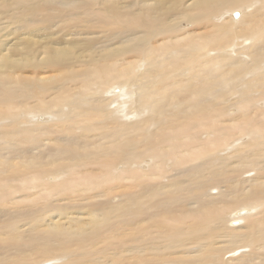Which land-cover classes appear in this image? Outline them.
<instances>
[{"label":"bare ground","instance_id":"1","mask_svg":"<svg viewBox=\"0 0 264 264\" xmlns=\"http://www.w3.org/2000/svg\"><path fill=\"white\" fill-rule=\"evenodd\" d=\"M2 2L0 264H264V0Z\"/></svg>","mask_w":264,"mask_h":264},{"label":"rangeland","instance_id":"2","mask_svg":"<svg viewBox=\"0 0 264 264\" xmlns=\"http://www.w3.org/2000/svg\"><path fill=\"white\" fill-rule=\"evenodd\" d=\"M2 1H8L9 3H12L11 2V0H0V17H2L1 19H0V28L2 27V25H4V26H6L7 24H8V26L10 25V27L12 28V30H14V32L15 31H17V32H15L14 33V37H16V35H18V30L20 29V28H22L20 25H22L21 23H24V22H26V21H22L21 23H15L14 21H12L11 20V15H8V12H10L11 13V11L13 12L14 11V9L12 8L14 5L13 4H15V3H12L11 4V6H10V8H12V9H10L9 8V11H6L8 8H5V9H3V12H2V8H4V6L2 5ZM14 2V1H13ZM6 12V13H5ZM229 13V12H228ZM236 14H234V16H236V18L238 19V17L241 15L240 13H242L241 12V10H237V12H235ZM9 20V21H8ZM7 21V22H6ZM10 21H12V22H10ZM30 21V23L32 24V25H34V26H37V25H41V23H39V22H36V21H34V20H29ZM3 26V27H4ZM13 26V27H12ZM19 26V27H18ZM2 27V28H3ZM41 27H42V25H41ZM19 28V29H18ZM3 31H5V30H3ZM92 35H90L89 37H91ZM83 39H85V37L86 36H84L83 35ZM241 36H239L238 38H240ZM250 39H248V37L246 36L245 37V39H246V41H244V37L242 38V39H240L241 41H240V43H239V45H241L239 48H242L243 46H249L250 45V43L251 42H253V39H251V37H249ZM15 39L16 38H14L13 40H12V36H11V42L10 43H13L14 41H15ZM249 41H248V40ZM17 40V39H16ZM59 41V40H58ZM17 45H20V44H18V42L16 43V44H14L13 46H11V49H13L14 47H16ZM238 45V46H239ZM240 56V55H239ZM245 56V55H244ZM239 58H241V56L239 57ZM244 58H246V59H248V60H245L246 62L247 61H249L250 60V63L248 62L246 65H245V67L248 65V67H247V69H251V67H253V65L256 67L255 69L254 68H252L253 69V71H252V69L251 70H247L248 72H246L245 71V67H244V73H243V75H244V77L243 76H241V78H240V81L238 82L239 84H238V86H236V87H234L235 88V90H234V92L235 93H233V88L230 90V93H228V95H226V99H227V97L228 96H230V97H228L230 100H226L225 98H224V96H223V100L224 101H226L227 103H230L231 101V103L230 104H227V103H225L222 99H221V101L220 102H222V104L224 105V104H226V105H222L223 106V108L224 109H226V110H228V112H230L229 114L230 115H237V114H239L240 112H239V110H238V108H242L241 106H243V103L244 102H248V101H252L253 103H254V105L256 106V107H261L262 105L264 106V101H262L261 99H262V97H256L255 98V96H254V93H251V92H254L257 88H260V85L262 84V83H264V78L263 79H259L258 77H256V76H258L256 73H257V71L258 70H262V69H264L263 68V66H264V64L262 65V64H260V65H262L261 67L262 68H259L260 67V65L258 64V63H263L264 62V58L263 59H259V62L257 61V59H254V58H252V57H244ZM250 58H252L253 60H254V62L253 61H251V59ZM249 64H250V67H249ZM259 65V66H258ZM140 66H141V64H140ZM141 68H142V66H141ZM27 69V68H26ZM139 69V68H138ZM252 71V72H251ZM263 71V70H262ZM163 72V71H162ZM255 74H254V73ZM141 72H139V74H138V78L136 79V75H134V76H136L135 78L134 77H132L131 76V74L127 77V80H126V78L125 79H119V81L121 82V83H119V84H122L121 86H123L122 88H121V86L120 87H118V82L119 81H115L114 80V82H112L111 83V81H109V82H104V85H106V87H107V89L110 87V89H109V91H110V93L108 94V95H113L114 96V94H115V96H114V100L113 99H111V101L110 100H104V98H101V97H103V95H97V96H95L94 97V99H100L101 101H100V103H104V101L106 102L105 104H107V103H109V101H110V103H119L120 104V100H123V99H125V96L123 95L124 94V90H127V91H129L130 90V88L132 87V89H135L136 87H138L137 89H139L140 90V88H141V83H142V81H143V75H142V73L140 74ZM248 73V74H247ZM249 73H251V74H249ZM250 75V76H249ZM262 75L264 76V71L262 72ZM247 78H246V77ZM254 76V78L255 79H253L252 77ZM152 77V76H151ZM147 78V77H146ZM244 78H245V80H244ZM252 78V79H251ZM128 79H130V80H128ZM148 79H150L149 77H148ZM242 79V80H241ZM246 79H247V82H245L246 81ZM249 79V80H248ZM137 80H139V82H137ZM252 80L254 81L253 83H251L252 82ZM127 81H129L128 83H127ZM134 83H133V82ZM248 81H250V84H248L249 82ZM116 82H117V84H116ZM123 82H125V83H127V84H125V83H123ZM130 82H132V84H130ZM242 82H245V83H242ZM98 83V85H99V88H101V87H103L104 85L102 84V80L101 81H99V82H97ZM240 83H242V84H240ZM255 83V84H254ZM123 84H125V85H127V86H124ZM129 84L131 85V87L129 86ZM252 84H253V86H255V88L254 87H252ZM259 84V85H258ZM133 85H134V87H133ZM113 88H112V87ZM253 88H251V87ZM247 87V88H246ZM115 88V89H114ZM126 88V89H125ZM246 88V89H245ZM262 88L264 89V84H263V86H262ZM123 89V90H122ZM129 89V90H128ZM136 89V91H138ZM247 89H249V90H247ZM252 91H251V90ZM262 89V90H263ZM243 90H247L246 92H244ZM95 91V90H94ZM238 91V92H237ZM251 91V92H250ZM105 92V96H108V95H106L108 92L105 90L104 91ZM121 92V93H120ZM140 91H138V93H139ZM262 93H263V91H261ZM261 92H260V94H261ZM164 93V92H163ZM166 93V92H165ZM240 93H242V94H240ZM72 94V93H71ZM123 96H122V95ZM225 94V93H224ZM235 95V96H234ZM248 95H250V97H248ZM78 95H74L73 96V98H75V97H77ZM83 96H85L84 98H85V100L86 101H88V100H91L92 102H96V100H92V95L90 96L88 93H84V95ZM101 96V97H100ZM165 96H166V94H165ZM115 97H117V98H115ZM179 97H182V96H179ZM233 97V98H232ZM237 99H236V98ZM252 97V98H251ZM87 98H88V100H87ZM119 98V99H118ZM170 98H171V100H173L172 99V97H171V95H170ZM257 98L260 100V101H258L257 100ZM233 99V100H232ZM234 99H235V102H233L234 101ZM185 100V99H184ZM239 100H240V102H239ZM254 100V101H253ZM237 101V102H236ZM170 102V101H169ZM69 103V102H68ZM114 103V104H115ZM173 102L171 101L169 104H168V106L170 107V104H172ZM182 103H183V99L181 100V102L179 101L178 103H173L172 104V108L174 109L175 107L176 108H181V105H182ZM184 103H185V101H184ZM103 105L104 107V110H113V105L111 106V108L110 107H108V106H110L109 104H107V106L106 105ZM68 104H65V106L64 107H66ZM126 106H127V108L128 109H131L129 106H130V104H125ZM239 105H240V107H239ZM140 106V105H139ZM226 106V107H225ZM233 106V107H232ZM238 106V107H237ZM106 107V108H105ZM228 107H232L231 109H227ZM175 108V109H176ZM119 111V110H118ZM133 111V112H132ZM132 114L134 113V108L132 109ZM225 111V110H224ZM232 111V112H231ZM225 112H227V111H225ZM237 112V113H236ZM120 113H124V111L122 112V109L120 110ZM233 113V114H232ZM141 114V113H140ZM40 117L38 118V116H36V118L34 119V121H37L38 119H44V120H46L45 118L47 117L48 119H47V121H49V120H51L52 118H51V116H50V114H48V113H40V114H38ZM47 115V116H46ZM131 115V114H130ZM123 117H121V119H122ZM142 118V117H141ZM132 121V120H131ZM8 122V121H7ZM6 121H3L2 123L3 124H5V123H7ZM68 123H70V122H65V124H68ZM151 123V121L149 122V124ZM2 124V125H3ZM1 124H0V126H2ZM34 127V126H33ZM7 130L8 131H10V128L8 127L7 128ZM2 137V136H1ZM3 140V139H2ZM133 143V146L135 147L136 145H135V143L134 142H132ZM130 145H132V144H129V146ZM33 146V145H32ZM75 159H78V157L77 158H74V160ZM127 160H128V157L126 156V159L125 160H123L122 162L124 163V164H126L127 163ZM124 161H126V162H124ZM122 164V163H121ZM119 165V168H122V167H124L123 165ZM50 179H53V178H50ZM113 198V199H112ZM111 199L112 200H114V201H117L118 199H119V195H115V196H113V197H111ZM243 208H249V206H244ZM242 208V209H243ZM242 209H238V210H242ZM240 214H242V212L240 211L239 212ZM235 220H238V219H233L232 221H230V223L231 222H233V221H235ZM239 221V220H238ZM240 224V223H239ZM49 264H54V262H51V263H49Z\"/></svg>","mask_w":264,"mask_h":264}]
</instances>
